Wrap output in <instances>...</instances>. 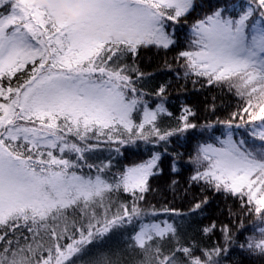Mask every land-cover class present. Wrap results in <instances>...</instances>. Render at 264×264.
I'll list each match as a JSON object with an SVG mask.
<instances>
[{
    "label": "snow or ice",
    "instance_id": "obj_1",
    "mask_svg": "<svg viewBox=\"0 0 264 264\" xmlns=\"http://www.w3.org/2000/svg\"><path fill=\"white\" fill-rule=\"evenodd\" d=\"M61 3L81 15L54 22ZM151 50L161 73L242 104L215 123H194L188 105L174 117L170 82L147 87ZM193 132L194 155L169 151ZM143 145L146 160L121 164ZM165 166H191L189 188L239 201L259 238L238 246L264 264V0H0V264H222L230 225L210 246L184 232L207 195L187 213L148 204Z\"/></svg>",
    "mask_w": 264,
    "mask_h": 264
},
{
    "label": "trees",
    "instance_id": "obj_2",
    "mask_svg": "<svg viewBox=\"0 0 264 264\" xmlns=\"http://www.w3.org/2000/svg\"><path fill=\"white\" fill-rule=\"evenodd\" d=\"M176 55L175 51L168 52L167 59L169 61ZM163 54H157L155 50L145 51L140 59V66L146 72L155 73V79L150 80L147 84L149 89L155 87L157 84L164 81H169L168 88V104L166 105L170 111L173 112L174 117H178L181 112L182 105L190 106L195 112L196 117L194 123L203 125L205 123H215L216 121L226 120L231 113L238 110V106L242 101L231 94L221 92L215 88L205 87L200 89L199 85L193 88L191 82H185L181 79L175 78L171 74H163L160 68L163 63ZM175 67V65H174ZM213 98L215 100L213 101ZM214 102L216 105L213 113L210 108V103ZM164 124L175 123L174 119L167 117L163 118ZM223 127V125H217ZM199 139L198 132H193L189 135L187 141L183 138L177 143L175 140L168 145L169 151L176 150L185 154L187 160L188 154H195L197 140ZM151 146L143 145L141 150L135 153H128L121 160V164L131 166L140 163L148 158V149ZM98 155L106 156L107 151H102ZM192 174L191 166L181 169L179 175L171 174L165 166V174L157 177L151 181L153 192L148 195V204L155 205L157 208L167 204L170 207L187 213L194 201L202 199L205 195L209 198V204L205 207L202 213L190 217L184 221V232L186 238L191 239L195 237L201 246H210L216 242L223 243V236L220 229L224 225H230L235 243L231 246L228 255L223 258L222 264H261L248 256L238 245L246 242V238L255 236L259 238L258 234L252 232V225L258 223L254 216L247 215L240 207L239 201L225 198L220 195L212 193H203L198 186L188 187V178ZM178 181V186L170 188L171 180ZM187 189V191H185ZM166 216L160 219H166ZM240 221L244 223V229H241ZM212 223L216 224L215 233L209 237H205L200 233V229ZM122 245H113L112 250ZM107 250V249H106ZM124 258L122 264L127 261Z\"/></svg>",
    "mask_w": 264,
    "mask_h": 264
},
{
    "label": "clouds",
    "instance_id": "obj_3",
    "mask_svg": "<svg viewBox=\"0 0 264 264\" xmlns=\"http://www.w3.org/2000/svg\"><path fill=\"white\" fill-rule=\"evenodd\" d=\"M36 3L47 7L48 6V0H36ZM59 11H53V21L56 23H67L68 21H74L76 20L79 15H81V12L78 10L77 6H74L73 8H68L67 5L61 3L58 5ZM83 35L88 38H97V39H114L111 37H96L95 36V29H88Z\"/></svg>",
    "mask_w": 264,
    "mask_h": 264
}]
</instances>
